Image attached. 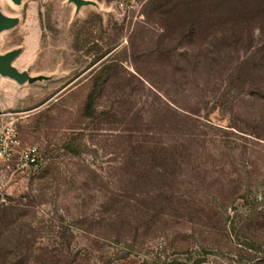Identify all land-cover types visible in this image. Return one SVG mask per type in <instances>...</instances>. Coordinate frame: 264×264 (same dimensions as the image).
I'll list each match as a JSON object with an SVG mask.
<instances>
[{
	"label": "rangeland",
	"instance_id": "rangeland-1",
	"mask_svg": "<svg viewBox=\"0 0 264 264\" xmlns=\"http://www.w3.org/2000/svg\"><path fill=\"white\" fill-rule=\"evenodd\" d=\"M84 1L2 6L0 264H264V0Z\"/></svg>",
	"mask_w": 264,
	"mask_h": 264
},
{
	"label": "built area",
	"instance_id": "built-area-1",
	"mask_svg": "<svg viewBox=\"0 0 264 264\" xmlns=\"http://www.w3.org/2000/svg\"><path fill=\"white\" fill-rule=\"evenodd\" d=\"M9 113L0 112V116ZM37 145L22 146L13 121L0 119V168L28 170L40 161Z\"/></svg>",
	"mask_w": 264,
	"mask_h": 264
},
{
	"label": "water",
	"instance_id": "water-1",
	"mask_svg": "<svg viewBox=\"0 0 264 264\" xmlns=\"http://www.w3.org/2000/svg\"><path fill=\"white\" fill-rule=\"evenodd\" d=\"M16 3H20L21 0H14ZM77 7H80L84 0H72ZM17 23V18L8 17L0 12V30H7ZM15 56V52H9L6 54H0V77H8L18 82H24L31 80L25 74H19L18 71L12 65V60Z\"/></svg>",
	"mask_w": 264,
	"mask_h": 264
},
{
	"label": "trees",
	"instance_id": "trees-1",
	"mask_svg": "<svg viewBox=\"0 0 264 264\" xmlns=\"http://www.w3.org/2000/svg\"><path fill=\"white\" fill-rule=\"evenodd\" d=\"M168 1V0H167ZM166 1V2H167ZM178 2H180L181 0H177ZM92 104H93V95L92 94H90L89 96H88V104H87V110H88V112L90 111L91 112V110H92ZM40 164V161L39 162H37V164L36 165H33L32 167H30L28 170H31V169H34V168H36L38 165ZM169 264H180V263H178V262H172V263H169Z\"/></svg>",
	"mask_w": 264,
	"mask_h": 264
},
{
	"label": "bare ground",
	"instance_id": "bare-ground-1",
	"mask_svg": "<svg viewBox=\"0 0 264 264\" xmlns=\"http://www.w3.org/2000/svg\"><path fill=\"white\" fill-rule=\"evenodd\" d=\"M11 6V7H18L20 6L19 3H16L14 0L12 2V0H0V12H2L3 14H5L2 10V6ZM3 32V30H0V34ZM4 78V77H3Z\"/></svg>",
	"mask_w": 264,
	"mask_h": 264
}]
</instances>
